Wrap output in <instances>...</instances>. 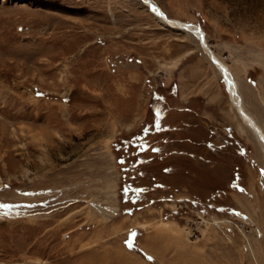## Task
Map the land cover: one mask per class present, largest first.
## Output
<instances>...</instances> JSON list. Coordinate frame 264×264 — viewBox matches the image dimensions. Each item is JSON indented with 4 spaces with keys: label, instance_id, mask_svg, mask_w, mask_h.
I'll list each match as a JSON object with an SVG mask.
<instances>
[{
    "label": "rangeland",
    "instance_id": "374dc122",
    "mask_svg": "<svg viewBox=\"0 0 264 264\" xmlns=\"http://www.w3.org/2000/svg\"><path fill=\"white\" fill-rule=\"evenodd\" d=\"M151 1L264 131V0ZM199 38L141 0H0V264H160L173 223L189 264H264V147Z\"/></svg>",
    "mask_w": 264,
    "mask_h": 264
},
{
    "label": "crops",
    "instance_id": "0c3cea01",
    "mask_svg": "<svg viewBox=\"0 0 264 264\" xmlns=\"http://www.w3.org/2000/svg\"><path fill=\"white\" fill-rule=\"evenodd\" d=\"M260 127V126H259ZM172 231L171 230H166L161 228L159 230L156 229L155 231H151L149 233L153 235H147L148 233H145V237H148L146 241L144 242V249L146 251H150L151 253H155L160 264H175L180 257H184L186 261L182 264H189L188 263V254L187 253H179L182 250V245L183 247H187V243L185 242V236L182 232L181 227L176 223H173L172 225ZM155 242H159L155 243ZM156 244V245H154ZM166 247V249H165ZM162 249V250H161ZM159 250V251H158ZM127 255L128 259H123L127 261V264H149L146 262L144 259H140L139 256L135 255L133 251H128L124 250ZM204 248H202L201 253H198V258L199 260L204 262V259H206V254L204 253ZM206 252V251H205ZM122 255V254H121ZM216 259L217 261H220L222 257L220 255L216 254ZM116 261L111 260L108 256L103 255L102 261L99 262L98 264H115ZM175 262V263H174ZM203 262L201 264H203ZM116 263H120L121 261H118Z\"/></svg>",
    "mask_w": 264,
    "mask_h": 264
},
{
    "label": "bare ground",
    "instance_id": "6f19581e",
    "mask_svg": "<svg viewBox=\"0 0 264 264\" xmlns=\"http://www.w3.org/2000/svg\"><path fill=\"white\" fill-rule=\"evenodd\" d=\"M144 2L150 9V12L159 19L162 23H165L171 28L181 29L185 30L199 38V41L202 45L201 48L207 52V54L210 56V60L212 61V58H214L215 61L213 63L215 66L219 69L221 72L225 82L227 83L228 91L230 92V97L232 99V103L235 105L238 113L240 114L242 120L247 124L249 129L256 135L257 139L260 141L262 146L264 147V131L255 123L254 119L250 116V114L245 110L243 105V99L242 96L239 94V86L237 81L235 80L234 76L230 73V70L220 62L216 58V56L213 54V52L210 50L206 43V38L203 30H200L197 26H193L192 24H185L178 20H171L168 18L164 13L161 11V9L151 0H141ZM219 67H218V66Z\"/></svg>",
    "mask_w": 264,
    "mask_h": 264
},
{
    "label": "water",
    "instance_id": "95a60500",
    "mask_svg": "<svg viewBox=\"0 0 264 264\" xmlns=\"http://www.w3.org/2000/svg\"><path fill=\"white\" fill-rule=\"evenodd\" d=\"M212 60L215 61V62L217 63V61H216L214 58H212Z\"/></svg>",
    "mask_w": 264,
    "mask_h": 264
}]
</instances>
